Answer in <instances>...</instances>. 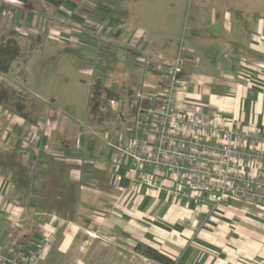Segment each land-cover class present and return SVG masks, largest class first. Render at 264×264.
<instances>
[{
	"label": "crops",
	"instance_id": "1",
	"mask_svg": "<svg viewBox=\"0 0 264 264\" xmlns=\"http://www.w3.org/2000/svg\"><path fill=\"white\" fill-rule=\"evenodd\" d=\"M79 1L67 0L58 10L64 17L80 20L76 15ZM167 1L171 17L159 20L150 15L152 29L127 30L129 12L118 13L113 19L119 23L114 33L100 30L104 42L122 40L127 51L142 48L135 51L166 59H174L183 45L188 87L180 108L206 118L215 112L229 114L241 127L264 133V0ZM36 3L44 1L0 0V36L12 30L14 20L8 24L4 16L9 10L15 11V22L32 32ZM55 12L40 13L54 16ZM175 14L180 16L177 21ZM187 23L186 43L171 46L168 42ZM94 34H90L93 39ZM129 55L139 62L135 52ZM148 67L145 64L132 72L125 68L127 80L147 78ZM151 69L161 78L156 67ZM9 120L0 112L3 249L11 246L30 259L41 247L38 264H159L136 252L138 244L184 264H264V235L252 228L260 224L252 210L264 215V207L233 199L214 211L209 202L197 209L163 190H138L133 173L118 165V157L108 167L82 165L80 160L97 150L92 138L81 150L52 147L45 151L37 146L14 155L12 140L20 134L9 129ZM132 133V138L141 134L137 126ZM116 173L122 176L118 183Z\"/></svg>",
	"mask_w": 264,
	"mask_h": 264
},
{
	"label": "rangeland",
	"instance_id": "2",
	"mask_svg": "<svg viewBox=\"0 0 264 264\" xmlns=\"http://www.w3.org/2000/svg\"><path fill=\"white\" fill-rule=\"evenodd\" d=\"M108 2L112 5H106ZM36 4L38 10L32 20L31 34L25 31V26L15 22V11L9 10L4 16L8 24L9 20H14L10 25L12 30L0 36L9 38L13 33L17 34L23 46L24 58L25 55L29 57L26 64L24 60L14 62L10 72L0 77L1 82H7L17 89V93L0 109L2 115L10 119L9 129L20 134L14 135L12 140L14 155L25 152L26 147L37 146L45 151L53 150L52 147L81 150L92 138L97 150L80 160L82 165L87 169L89 164L108 167L117 157L110 147L120 139L133 137L132 131L137 126L134 113L141 106L138 93L144 90L154 92L162 78L157 79L158 74L149 65L147 70L150 77L138 76L128 81L126 70L132 72L136 68H145V59L159 55L135 51L142 48H129L130 51H127L122 40L118 42L109 38L110 43H106L105 35H101L100 30L114 33L119 23L113 19L118 13L121 16L126 11L129 12L127 30L132 27L137 30L152 29L154 26L149 23L150 15L154 14L156 19L164 20L171 17L172 9L168 8L167 0H80V11L76 12V15L81 16L79 20L64 17L62 10H56L54 16L51 13L41 14L50 8L45 2ZM179 18V14L174 15V21ZM187 27L188 23L178 29L174 40L168 43L173 47L186 43L184 31ZM92 33H95V39L90 35ZM133 52L140 59L139 62L129 55ZM98 71L109 75H102ZM97 76L102 78L105 85L114 84L119 89L118 99L104 108L103 123L98 121L99 117L94 118L93 122L87 120L90 90ZM144 83H148L151 90L141 89ZM21 100L25 105V117H21L17 110V103ZM8 140L9 137L6 138ZM78 154L82 155L81 151ZM0 159L3 160L2 157ZM21 168L25 169V160ZM236 205L242 203L236 202ZM252 211L260 221V224H252L254 233L264 235V215L257 210Z\"/></svg>",
	"mask_w": 264,
	"mask_h": 264
},
{
	"label": "built area",
	"instance_id": "3",
	"mask_svg": "<svg viewBox=\"0 0 264 264\" xmlns=\"http://www.w3.org/2000/svg\"><path fill=\"white\" fill-rule=\"evenodd\" d=\"M183 50L181 45L173 60L145 59L162 81L154 92L138 93L134 115L141 134L112 146L118 165L133 173L138 190H163L197 209L209 202L214 211L233 199L264 207V133L241 127L229 114L206 118L180 108L188 87ZM116 176L118 183L122 176ZM42 254L40 247L28 259L23 251L0 247V264H38Z\"/></svg>",
	"mask_w": 264,
	"mask_h": 264
},
{
	"label": "trees",
	"instance_id": "4",
	"mask_svg": "<svg viewBox=\"0 0 264 264\" xmlns=\"http://www.w3.org/2000/svg\"><path fill=\"white\" fill-rule=\"evenodd\" d=\"M22 3H28L29 0H17ZM44 1L51 10L60 9L67 0H42ZM36 42V40H35ZM180 50V49H179ZM23 46L19 39V36L15 33L11 37L2 38L0 40V74L5 75L10 72L11 66L14 62L24 60V63H28L29 57L23 53ZM179 54V53H178ZM24 75V73H23ZM17 93V89L7 84V82L0 83V104H4L9 101L13 94ZM119 89L118 86L112 84L107 86L103 83L101 78L94 80V84L91 87L89 95V103L87 109V120L90 122L94 121V118L99 117L98 121L103 123L105 115H103V109L111 101L118 99ZM18 114L21 117H25L24 114L25 105L22 100L17 103ZM135 251L143 255L144 257L153 260L159 264H184L171 256L158 251L152 247L138 244L135 247Z\"/></svg>",
	"mask_w": 264,
	"mask_h": 264
}]
</instances>
